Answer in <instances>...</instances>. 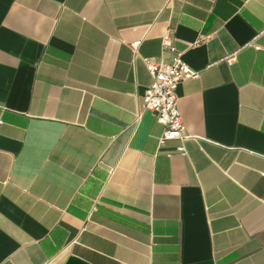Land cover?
Returning <instances> with one entry per match:
<instances>
[{
  "label": "crops",
  "instance_id": "0c3cea01",
  "mask_svg": "<svg viewBox=\"0 0 264 264\" xmlns=\"http://www.w3.org/2000/svg\"><path fill=\"white\" fill-rule=\"evenodd\" d=\"M0 264H264V0H0Z\"/></svg>",
  "mask_w": 264,
  "mask_h": 264
},
{
  "label": "built area",
  "instance_id": "2783aa9c",
  "mask_svg": "<svg viewBox=\"0 0 264 264\" xmlns=\"http://www.w3.org/2000/svg\"><path fill=\"white\" fill-rule=\"evenodd\" d=\"M141 42L131 44L132 49L137 52ZM163 51L172 54L171 63L156 62L153 59L144 58L148 72L152 77V83L142 97V107L154 112L159 123L165 130L159 142L164 146L166 142L173 140L186 141L192 139L187 134L183 116L179 109L177 89L181 83L187 80L200 78V72L191 68L183 59L174 45L170 33L162 38ZM179 152L186 153L183 146L178 148Z\"/></svg>",
  "mask_w": 264,
  "mask_h": 264
}]
</instances>
